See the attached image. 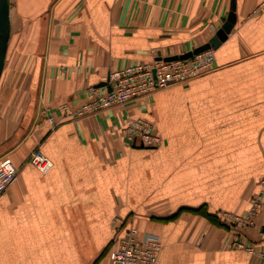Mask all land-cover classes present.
Here are the masks:
<instances>
[{
    "label": "crops",
    "instance_id": "0c3cea01",
    "mask_svg": "<svg viewBox=\"0 0 264 264\" xmlns=\"http://www.w3.org/2000/svg\"><path fill=\"white\" fill-rule=\"evenodd\" d=\"M235 0L214 67L123 105L76 116L111 71L204 44L230 0H9L0 76V157L17 167L0 196V264H109L128 227L157 234L156 264H261L229 246L223 213L263 205L241 234L264 242V9ZM51 117L54 126L48 122ZM153 122L152 148L122 136ZM38 147L45 173L27 161Z\"/></svg>",
    "mask_w": 264,
    "mask_h": 264
},
{
    "label": "built area",
    "instance_id": "2783aa9c",
    "mask_svg": "<svg viewBox=\"0 0 264 264\" xmlns=\"http://www.w3.org/2000/svg\"><path fill=\"white\" fill-rule=\"evenodd\" d=\"M264 9V0L257 4L253 12ZM187 51H181L166 59L165 55H156L151 61L134 62L111 71L105 78L106 86H90L87 89L93 98L81 107L70 110L67 104L60 109L76 116L93 114L114 105H123L134 99L143 98L155 90L174 84H185L190 79L211 70L214 67V49L209 48L193 53L187 58L179 56ZM48 122L54 126V120ZM122 136L130 146L146 148L156 147L161 138L157 134L153 122L145 117L130 119L122 128ZM27 161L38 171L45 173L52 167V161L40 150L33 148ZM17 167L8 155L0 157V196L14 182ZM263 205L262 194H254L249 198V208L244 214L223 213L219 216L221 224L234 228V237L229 246L257 257L264 264V242L249 240L241 230L254 225L255 217ZM161 241L157 234L139 232L136 227H128L116 237V244L109 255V264H156Z\"/></svg>",
    "mask_w": 264,
    "mask_h": 264
},
{
    "label": "water",
    "instance_id": "95a60500",
    "mask_svg": "<svg viewBox=\"0 0 264 264\" xmlns=\"http://www.w3.org/2000/svg\"><path fill=\"white\" fill-rule=\"evenodd\" d=\"M236 20L235 15V0H230L229 12L222 25L215 31V33L202 45L193 48L190 51L180 55V58H187L193 53L212 48L216 49L219 44L224 41L231 31ZM10 34V18H9V0H0V76L3 70L4 58L7 50V44ZM177 56L167 57L166 59H174ZM98 86H106L110 89L107 81H103Z\"/></svg>",
    "mask_w": 264,
    "mask_h": 264
},
{
    "label": "rangeland",
    "instance_id": "374dc122",
    "mask_svg": "<svg viewBox=\"0 0 264 264\" xmlns=\"http://www.w3.org/2000/svg\"><path fill=\"white\" fill-rule=\"evenodd\" d=\"M256 194H261V193L259 192V193H256Z\"/></svg>",
    "mask_w": 264,
    "mask_h": 264
}]
</instances>
